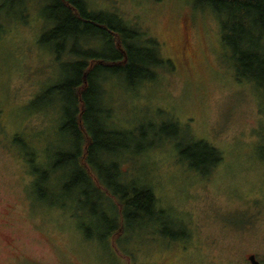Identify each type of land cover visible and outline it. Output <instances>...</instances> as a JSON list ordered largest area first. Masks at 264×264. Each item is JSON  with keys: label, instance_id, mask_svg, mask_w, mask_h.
<instances>
[{"label": "rangeland", "instance_id": "rangeland-1", "mask_svg": "<svg viewBox=\"0 0 264 264\" xmlns=\"http://www.w3.org/2000/svg\"><path fill=\"white\" fill-rule=\"evenodd\" d=\"M50 1L0 0V264H250V254L264 264V99L233 78L219 20L198 0H87L134 25L141 41L154 39L165 60L137 87L103 81L111 120L136 134L130 147L156 142L120 160L128 181L151 187L157 218L101 238L87 234L95 225L87 207L39 198L31 169L50 170L46 194L63 182L52 164L67 150L59 132L67 94L48 90L69 79L73 62L43 40ZM196 141L221 152L207 173L186 160ZM203 150L201 169L212 154ZM26 152L31 164L19 158Z\"/></svg>", "mask_w": 264, "mask_h": 264}, {"label": "trees", "instance_id": "trees-1", "mask_svg": "<svg viewBox=\"0 0 264 264\" xmlns=\"http://www.w3.org/2000/svg\"><path fill=\"white\" fill-rule=\"evenodd\" d=\"M15 2L22 4L23 0ZM198 4L208 7L219 20L233 78L252 83L264 99V0H198ZM48 9L51 25L44 33V42H54L58 51H66L73 58L69 79L48 90L67 94L64 119L59 126V132L66 137L67 150L56 153L52 164L53 171H63V182L54 192L46 194L42 186L48 181L49 169L37 166L29 174H33L39 198L56 204L58 194L74 201L78 209L87 207L95 216V225L87 228V234L95 230L99 237L109 235L115 240L134 230L135 225L145 224L149 217L157 218V212L152 211L157 199L151 187L128 181L120 160L123 155L125 160L126 152L132 153L128 156L131 159L156 142L130 147L136 134L118 128L111 120L113 111L107 104L103 81L114 75L130 87H137L142 81L153 79L152 66L162 67L165 60L154 39L141 41L142 33L134 25L116 13L90 8L87 0H52ZM3 30L0 24V33ZM93 40L106 48L95 51L92 46H85ZM157 54L160 58H154ZM175 135L171 133L172 137ZM13 141H20L17 134ZM192 145L186 160L193 168L207 173L221 161V152L214 145L199 141ZM203 149L212 154L207 167L201 169L209 157ZM185 150L189 151V146ZM31 155L26 152L19 158L31 164Z\"/></svg>", "mask_w": 264, "mask_h": 264}, {"label": "water", "instance_id": "water-1", "mask_svg": "<svg viewBox=\"0 0 264 264\" xmlns=\"http://www.w3.org/2000/svg\"><path fill=\"white\" fill-rule=\"evenodd\" d=\"M250 264H261L254 254H250L248 257Z\"/></svg>", "mask_w": 264, "mask_h": 264}, {"label": "flooded vegetation", "instance_id": "flooded-vegetation-1", "mask_svg": "<svg viewBox=\"0 0 264 264\" xmlns=\"http://www.w3.org/2000/svg\"><path fill=\"white\" fill-rule=\"evenodd\" d=\"M188 43L184 44V50L182 51V56L185 55V51L188 49Z\"/></svg>", "mask_w": 264, "mask_h": 264}]
</instances>
